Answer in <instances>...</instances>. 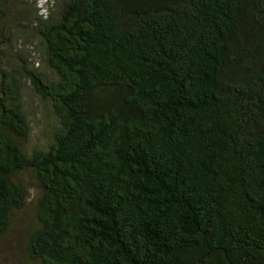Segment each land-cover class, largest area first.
I'll return each mask as SVG.
<instances>
[{"label": "trees", "instance_id": "obj_1", "mask_svg": "<svg viewBox=\"0 0 264 264\" xmlns=\"http://www.w3.org/2000/svg\"><path fill=\"white\" fill-rule=\"evenodd\" d=\"M47 1L20 22L0 0V32L42 51L0 43V242L27 174L28 264H264V0ZM15 69L50 106L44 147Z\"/></svg>", "mask_w": 264, "mask_h": 264}, {"label": "rangeland", "instance_id": "obj_2", "mask_svg": "<svg viewBox=\"0 0 264 264\" xmlns=\"http://www.w3.org/2000/svg\"><path fill=\"white\" fill-rule=\"evenodd\" d=\"M23 1L24 3H27L25 9L12 11V15L16 21L24 22L27 18L28 20H32L36 16V8L42 10L41 12L45 15L47 14V11H43L44 6H46L48 2L47 0ZM1 27V44H4L6 37L10 38V42L13 46L12 49L15 50L17 48L18 51L21 49L29 53V66L32 67V65H35L37 69L42 66L41 46L34 35V31L31 32L30 30L28 31V35H23L15 29L10 30L6 25L2 24ZM4 51L10 53V49L4 48ZM14 53H16V51H14ZM12 55L14 57V54ZM4 58L5 65H10V56L6 54ZM14 78L19 85L23 112L30 123L31 138L29 146L39 148L44 147L47 142L46 137L50 133L52 123L54 122L50 106L45 100L36 94L31 83L19 75L18 71L14 73ZM20 180L28 190V203L25 211L22 214L20 213L16 219L18 225L0 242V264H28L25 253L26 233L34 223L33 207L38 190L32 185V179L27 174L22 175Z\"/></svg>", "mask_w": 264, "mask_h": 264}]
</instances>
